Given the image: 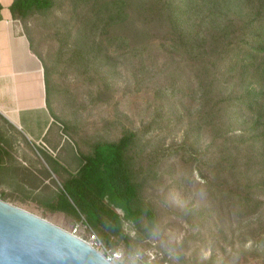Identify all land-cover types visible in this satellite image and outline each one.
<instances>
[{
    "label": "rangeland",
    "instance_id": "obj_1",
    "mask_svg": "<svg viewBox=\"0 0 264 264\" xmlns=\"http://www.w3.org/2000/svg\"><path fill=\"white\" fill-rule=\"evenodd\" d=\"M51 1L20 22L51 66L59 136L75 151L70 169L95 142L136 132L142 196L156 218L135 226L119 210L129 242L112 237L108 246L84 217L23 209L94 247L97 235L99 251L118 255L113 264H264V203L248 216L242 191L226 183L254 184L262 173L232 176L223 165L233 142L247 138L245 118L207 115L226 106L233 86L217 87L215 75L173 52L162 0Z\"/></svg>",
    "mask_w": 264,
    "mask_h": 264
},
{
    "label": "trees",
    "instance_id": "obj_2",
    "mask_svg": "<svg viewBox=\"0 0 264 264\" xmlns=\"http://www.w3.org/2000/svg\"><path fill=\"white\" fill-rule=\"evenodd\" d=\"M162 4L173 52L195 60L204 76L215 75L217 87L223 84L235 89L226 98V106L211 109L207 115L216 118L225 112L245 118L247 138L242 136L233 142L223 165L232 176L237 169L245 178L253 171L262 173L254 184L234 183L232 177L226 181L236 191H242L240 201L247 215L254 216L264 203L260 199L264 196V0H162ZM52 5L51 0H14L10 8L15 19L25 22L30 14L49 10ZM119 14L121 17L125 11L120 8ZM31 44L41 58L32 40ZM41 60L48 107L59 127V117L52 108V69ZM207 105L203 103L199 114L205 113ZM137 142L138 134L131 130L118 141L95 142L92 153L83 155L78 170L66 178L63 190L68 196L63 194L48 211L84 217L108 246L113 243L112 237L128 243L119 210L135 226H140L144 218L151 222L156 218L142 196L144 188L134 154Z\"/></svg>",
    "mask_w": 264,
    "mask_h": 264
},
{
    "label": "crops",
    "instance_id": "obj_3",
    "mask_svg": "<svg viewBox=\"0 0 264 264\" xmlns=\"http://www.w3.org/2000/svg\"><path fill=\"white\" fill-rule=\"evenodd\" d=\"M13 1L0 0V197L48 211L79 164L70 169L75 151L59 136L43 62L11 12Z\"/></svg>",
    "mask_w": 264,
    "mask_h": 264
},
{
    "label": "water",
    "instance_id": "obj_4",
    "mask_svg": "<svg viewBox=\"0 0 264 264\" xmlns=\"http://www.w3.org/2000/svg\"><path fill=\"white\" fill-rule=\"evenodd\" d=\"M0 264H113L85 240L0 197Z\"/></svg>",
    "mask_w": 264,
    "mask_h": 264
},
{
    "label": "built area",
    "instance_id": "obj_5",
    "mask_svg": "<svg viewBox=\"0 0 264 264\" xmlns=\"http://www.w3.org/2000/svg\"><path fill=\"white\" fill-rule=\"evenodd\" d=\"M72 234L75 235V232H73ZM75 236H76V235H75ZM94 236H95V239L97 240V245H96L97 247H94V246L91 245V244H90V245L93 246L96 250L99 251V250H100L99 248H100V247H103V246H102L101 241H100L99 238L97 237V235L94 234ZM77 237H78V236H77ZM99 252H101V251H99ZM101 253H102V252H101ZM102 254L104 255V253H102ZM104 256H105L109 261H111L112 263H113V260H114L115 258H118V255H117V254H113V255H111L110 252H108V251H107V255H104Z\"/></svg>",
    "mask_w": 264,
    "mask_h": 264
}]
</instances>
